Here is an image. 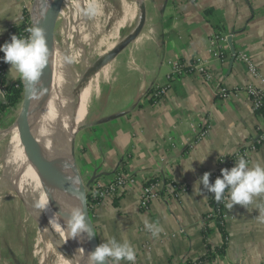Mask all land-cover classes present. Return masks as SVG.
<instances>
[{"label":"crops","instance_id":"0c3cea01","mask_svg":"<svg viewBox=\"0 0 264 264\" xmlns=\"http://www.w3.org/2000/svg\"><path fill=\"white\" fill-rule=\"evenodd\" d=\"M33 1L0 0V45L22 16L31 14ZM137 1L144 5V27L111 60L86 126L76 136L79 170L89 186L107 184L118 172L136 177L128 190L91 209L99 241L127 240L135 250V264L195 262L207 252V242L225 250L200 264H262L264 221L257 219V206L264 208V194L247 208L228 209L227 240L215 227L205 239L203 217L215 198L203 185L194 191V185L205 172L214 173L222 157L249 145L259 127L264 129V117L245 90L251 76L236 58L240 51L248 53L264 75V0ZM218 34L226 35V41H215ZM55 44L54 39L48 71L51 61L61 59ZM219 48L222 57L211 52ZM198 59L211 80L197 72ZM175 64L181 65L178 73ZM10 67L7 63L8 83L21 78ZM205 128L207 134L200 137ZM191 163L194 171L185 172ZM257 163L264 165V144L253 152L249 166ZM154 178L161 195L142 210L143 186ZM175 184L189 189L178 197ZM145 220L159 227L157 235L145 227ZM181 229L185 232L180 234ZM0 264L28 263L21 249L0 245Z\"/></svg>","mask_w":264,"mask_h":264},{"label":"rangeland","instance_id":"374dc122","mask_svg":"<svg viewBox=\"0 0 264 264\" xmlns=\"http://www.w3.org/2000/svg\"><path fill=\"white\" fill-rule=\"evenodd\" d=\"M138 7L135 0L55 1L52 22L47 34L51 43L55 39L54 52L59 53L61 59L58 61L57 57L55 61H51L52 70L48 71L46 66L43 70V77L47 75L55 81L61 71L63 57H67V63L58 78L67 72L72 73L73 81L65 92L68 90L69 98L75 100V91L82 78L94 69L102 55L108 57L102 69L99 70L101 72L91 73L93 76L92 95L88 115L98 85L104 79V69L109 68L111 62L109 60L113 57L117 42L126 37L139 21ZM127 8L130 10L128 18L134 17L135 11L137 15L124 26H120L118 24L123 19ZM132 10H134L133 14ZM113 43L117 44L112 46ZM97 74L100 76L96 78ZM43 77L41 76L39 81L38 97H41ZM51 91L56 92L55 87ZM87 119L88 116L86 122ZM41 128L45 135V125ZM39 144L22 102L17 108L4 114L0 123V197L4 199V202L0 201V245L21 249L28 264H76L70 255L65 254L55 244L50 233L39 223L42 209L38 205L42 202L40 199L43 193L49 190V188L46 189V183H51L50 177L56 179L55 172L40 151ZM28 153H31L32 161L28 160ZM55 157L54 153L51 154V162L54 164ZM56 191H58L57 187ZM46 243L50 244L49 247Z\"/></svg>","mask_w":264,"mask_h":264},{"label":"bare ground","instance_id":"6f19581e","mask_svg":"<svg viewBox=\"0 0 264 264\" xmlns=\"http://www.w3.org/2000/svg\"><path fill=\"white\" fill-rule=\"evenodd\" d=\"M55 1L57 0H50L49 8L45 15L44 26L46 32H48L52 22ZM95 11L98 12L99 10H95ZM129 11H130L129 8H127L124 13L123 19L121 18L122 20L121 21L119 20L120 22L118 25L124 26L126 22L131 21L133 18H135L134 16L135 14L133 15L134 17L131 16L128 18ZM133 12L134 10H132V14ZM117 43H113L112 46L116 45ZM66 58L63 57L61 71L58 73L56 78H58L59 75L62 74L63 69L67 63ZM107 59L108 57L102 55L100 57L99 62L97 63L98 66H96L95 69L97 68L102 69L101 66L104 65ZM99 70L97 71L101 72ZM107 71L108 69H104L103 72L104 75H107ZM98 76H100V74L99 75L97 74L96 78ZM92 77L93 76L89 71V73L82 78L79 87L75 91V100L73 99L71 100L67 95L68 90L65 92V90L70 86L71 82L73 81L71 72L65 73L62 77L58 78L57 80L55 78V81L54 79H50L47 75H44V77L41 79L42 80L41 97H38V107L40 109V112L37 115V119L34 122L30 123L40 142L39 144L40 151H42L43 156L49 162V165L55 172V177H56V179H53L51 177L49 178L51 183H46V189L49 188V190L45 191L40 199L42 202L48 203V208L45 210L42 209L39 223H41L42 227H44V229L48 233H50L55 244H57L65 254H67L68 256L70 255L72 260L76 261V264H90V259H89L90 252L84 248V244L80 236L78 238H69L68 232L62 227V226H66L65 225L66 220L64 219L62 212L64 213L66 212V215H68L67 213L72 208L79 207L82 209V207L79 204V202H77L74 198L75 189L68 174V163H67L65 148L62 146L60 142L52 139L50 135L47 133L46 129L49 126L58 134V136L62 140L68 142L71 141L73 137V133L81 125L85 124L86 118L88 116L89 102L92 95ZM50 83H52L53 87H55V91H56L55 93L52 91L51 94L50 93L48 94L47 89ZM37 84L39 86V82H37ZM48 102L50 106L49 110H48ZM72 104H74V106H72ZM42 125H45V131H46L45 135L41 130ZM53 153L56 155L54 160L55 164L51 162V154ZM28 160L32 161L31 153H28ZM32 182L33 181H31V185L34 187L33 185L34 183ZM50 185H52L53 187L52 188L49 187ZM56 187L58 191H56ZM55 193H57V195ZM0 201L4 202V199L0 197ZM54 214H57L58 216H55ZM57 221L59 223H57ZM49 245L50 244H47L46 246L49 247ZM105 264H108V262L106 261Z\"/></svg>","mask_w":264,"mask_h":264},{"label":"clouds","instance_id":"9594fccd","mask_svg":"<svg viewBox=\"0 0 264 264\" xmlns=\"http://www.w3.org/2000/svg\"><path fill=\"white\" fill-rule=\"evenodd\" d=\"M27 37L12 35L10 42L0 45V52L4 53L3 60L8 63L19 74V76L36 84L40 81L43 70L47 66L49 60V48L44 30L37 26L28 29ZM67 59V58H66ZM200 160L203 163L206 160ZM193 162V161H192ZM184 171H194L191 166L184 168ZM210 173L205 172L203 176L195 183L194 191H198L201 185L203 189L214 194L217 202L225 200V192L227 190V200L225 207L229 210L234 205H241L247 208L252 205L254 199L264 194V165L254 164L249 166V162L241 157L235 162V166L231 169H221V176L215 179L214 183H210ZM38 207L45 210L48 208L47 202H41ZM259 215L258 220L264 221V208L257 206ZM62 211V209H61ZM66 226H62L69 235V238H78L86 234L91 239L95 234L91 224L89 223L83 210L79 207L72 208L68 213ZM58 216L57 214H54ZM57 223H59L57 221ZM145 227L157 235L160 231L159 227L153 223L144 221ZM90 264H120L121 261H127L129 264H135L136 253L130 242H118L115 238L100 243L94 251L89 253Z\"/></svg>","mask_w":264,"mask_h":264},{"label":"built area","instance_id":"2783aa9c","mask_svg":"<svg viewBox=\"0 0 264 264\" xmlns=\"http://www.w3.org/2000/svg\"><path fill=\"white\" fill-rule=\"evenodd\" d=\"M195 1V0H189ZM32 27L31 15L24 14L20 20V23L10 30V36L7 37L6 42H10V38L12 35H17L22 38L27 37L29 35L28 29ZM215 41L225 42L226 35L218 34L215 36ZM212 54L216 57H222L224 55V51L219 49H212ZM236 58L244 62L246 65V69L251 76L252 81L245 86V90L251 98L252 105L254 109L260 114L261 117H264L262 112L259 110L264 106V75L258 68V66L254 63L250 55L244 51H240L236 54ZM3 54L0 53V64H3ZM197 72H199L206 80H211L213 77L211 73L208 71L206 66L202 63L200 59H198L197 64ZM181 71V65L175 64L174 73H178ZM163 92V91H161ZM0 93H4V89L0 88ZM156 94H160L158 91ZM260 132L258 135L252 140V142L244 147H240L237 151H235L232 155L222 157L220 159V163L216 171L211 173L209 179L215 182V179L221 176V169L227 168L231 169L235 166V162L238 161L241 157L245 158L249 164L252 161L253 152H255L260 146L264 144V129L259 127ZM208 128L201 130L200 137H204L207 134ZM136 182V177L128 176L124 173L118 172L113 181L107 184H97L91 185L87 187L88 192V202L90 211L96 204L100 203L104 198H115L116 196L122 194L124 191L128 190L131 185ZM174 186V194L176 196H180L181 194L188 191V187L186 185H173ZM162 189L160 188V183L158 181H154L151 183H146L143 186L141 195H140V208L142 210H147L150 207L152 200L161 195ZM227 190L225 192V200L220 202V208L216 210L214 206L210 211H207L203 217V229H204V238L207 239L208 231L211 227H215L219 229V225L217 224V219H221L220 222L224 227H226V223L230 220L231 215L228 209L225 207V202L227 200ZM185 230L181 229L180 234L184 233ZM166 237L167 234H164ZM177 234H172L170 237H175ZM226 240L228 237H225ZM148 249L151 247L148 246Z\"/></svg>","mask_w":264,"mask_h":264},{"label":"water","instance_id":"95a60500","mask_svg":"<svg viewBox=\"0 0 264 264\" xmlns=\"http://www.w3.org/2000/svg\"><path fill=\"white\" fill-rule=\"evenodd\" d=\"M49 2H50V0H34L33 5H32V9H31L32 27L38 25L39 27H41L44 30L45 35H46V39H47L48 48H50L52 43H51L50 37L47 34L46 29H45L44 19H45V15H46L48 8H49ZM138 6H139V10H140V16H139L138 23H137L136 27L133 29V31L127 37H125L117 45L116 48H114L115 51H114V54H113V57L111 58V60L122 49H124L132 40H134L143 29L144 24H145V9H144L143 3L138 2ZM35 9H36V14H35ZM111 60H109V62ZM96 66H98V65H96ZM96 66L94 67L93 70H91V73H94L97 70L101 69V68L95 69ZM21 80H22L23 85H24V97L22 100V106H23V109L26 113V116H27L29 122L32 123L37 119V115L40 112V109L38 107V95H37L38 84L37 83L32 84V83H30V82H28L22 78H21ZM52 88H54L53 84L50 83V85L48 86V89H47L48 92H50V94L52 93V91H51ZM49 109H50V106H49V102H48V110ZM85 126H86V123L81 125L73 133V137H72L71 141H69V142L62 140L58 136V134L53 129H51L49 126L46 129V131L52 139L60 142L62 144V146L65 148V152H66V156H67V163H68V174L70 176V179H71V181L74 185V189H75L74 198L81 205L84 214L86 215L89 223L91 224V226H92V228L96 234L91 239H89L86 234H83L80 236V238L83 241L84 248L86 250H88L89 252H91V251H94L95 248L100 244V241H99L97 231L94 227L93 218H92V214H91L89 202H88L87 187L89 186V184H87L85 182L84 178L82 177V174L80 173L78 161H77V155H76V136L78 134V131L83 129ZM62 213H63L64 219L67 220L68 215H66V212L65 213L62 212ZM262 264H264V263H262Z\"/></svg>","mask_w":264,"mask_h":264},{"label":"trees","instance_id":"16d2710c","mask_svg":"<svg viewBox=\"0 0 264 264\" xmlns=\"http://www.w3.org/2000/svg\"><path fill=\"white\" fill-rule=\"evenodd\" d=\"M35 14H36V9H35ZM1 54H3L4 56L3 52H1ZM6 67H7V63L4 62L3 64H0V88L4 89V95H5L4 101L0 100V123L3 119L4 114L12 109L17 108V106L22 102L24 97V85L21 78H18L14 82L8 83L5 74ZM259 112L264 113V106L259 110ZM154 181H156L155 178L151 179L147 183H151ZM211 202L216 210L220 208V202H217L215 199H213V201ZM220 220L221 219H217V224L219 225V229L222 232V234L226 236L227 234L226 229L224 225L221 224ZM206 244H207V252L203 256L198 258L195 262L188 260L184 264H200L212 260L216 255L223 253L225 250V248L223 247L219 249H213L208 244V242Z\"/></svg>","mask_w":264,"mask_h":264}]
</instances>
